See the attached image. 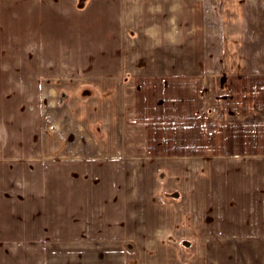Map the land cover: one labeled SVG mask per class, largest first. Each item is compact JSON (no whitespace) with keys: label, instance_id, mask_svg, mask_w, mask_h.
I'll return each mask as SVG.
<instances>
[{"label":"crops","instance_id":"obj_1","mask_svg":"<svg viewBox=\"0 0 264 264\" xmlns=\"http://www.w3.org/2000/svg\"><path fill=\"white\" fill-rule=\"evenodd\" d=\"M222 2L221 82L234 87L211 97L209 57L181 72L156 59L182 34L210 51L209 17L179 31L178 0L165 12L162 0H0V67L26 66L14 54L29 51V83L67 99L49 125L58 138L37 147L58 171L44 173V206L59 214L43 207L42 227L75 230L44 233L58 251L29 264H179L178 241L197 246L195 264L211 244L264 264V0Z\"/></svg>","mask_w":264,"mask_h":264},{"label":"rangeland","instance_id":"obj_2","mask_svg":"<svg viewBox=\"0 0 264 264\" xmlns=\"http://www.w3.org/2000/svg\"><path fill=\"white\" fill-rule=\"evenodd\" d=\"M222 1L193 0L194 3L191 5L190 0H178L177 11H172L173 16L177 14L179 31L183 32L192 22L201 23L204 16L209 17L208 20H205L206 29L209 28L211 32L209 52L205 49L207 46H203L201 43V35L193 34L188 37L190 44H180L181 40L186 38V35L182 34L179 36L176 53L163 50L156 55L157 60H175L178 65L176 69L178 72L191 70L189 62H192V59L209 57L211 97L222 96L227 92L232 93L234 87L232 82H221V77H225L223 73H220V70H225V67H222L225 65V54L220 50L217 21L218 17L223 15ZM171 4L172 7L175 5L174 2ZM228 4L230 3H227V6ZM159 5L163 12L169 8L168 0H162ZM230 12L232 11L230 10ZM4 53L6 52H2V57ZM14 55H16L17 64H26V66L19 64L15 68L0 67V264H29V252L33 255L35 263L42 260L44 249L45 254L58 251L53 249L54 247L51 249V246L49 247L47 244H45L46 247L42 248L44 233L47 237L50 234L53 240H57L59 237L68 236L67 232L75 230L67 228L45 229L42 227V210L45 207L42 196L44 173L54 172L56 174L58 171L56 169L57 165L43 159L39 153L40 148L37 147V143L43 138L47 139L48 135L50 137L54 135L58 138V133L52 131L49 125L52 126L54 120L58 119L56 114L61 107V103L63 104L67 99L59 92V85L57 84L29 83V51H20ZM229 55L231 56L232 53ZM4 60H8V58H1V61ZM85 86L82 89L83 93L85 90L90 89L89 86ZM84 94L86 96L87 93ZM38 95H44V97L38 98ZM230 106L232 107V102ZM47 119L49 120L47 121ZM218 122H220L218 113L211 115V139L214 138L213 126L217 125ZM54 186L57 185L54 183ZM52 197L53 200H57V196ZM163 199L165 201L174 200L180 205L184 196L175 200L170 194H165ZM52 203L51 206L47 204L45 208L49 213L48 208L51 207V210L53 209L56 217H58V204L56 201ZM88 230L93 235L97 230L105 231L106 229L92 228ZM213 231L216 234L218 229L216 228ZM169 244L177 249L179 264H187L192 260L193 264L197 262V246L194 243L191 248H186L187 246L182 241L170 242ZM209 247L211 249L208 248V252L205 251V264L262 263L255 260V258L253 260H250V258L245 260L232 258L233 254L228 251L232 250L233 245H230L228 249L225 245L219 244H211ZM219 247L220 250H223L224 247L227 250V252L223 251V255L220 254V257L216 253ZM134 248L130 245L131 251ZM249 248L250 245L245 250L249 251ZM60 251L63 253V245L60 246ZM45 263L48 264L47 258ZM49 264H52V262L49 261Z\"/></svg>","mask_w":264,"mask_h":264}]
</instances>
